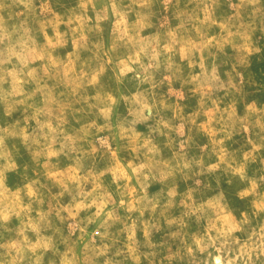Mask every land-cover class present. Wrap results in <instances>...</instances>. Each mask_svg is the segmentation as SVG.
Instances as JSON below:
<instances>
[{
	"label": "rangeland",
	"instance_id": "1",
	"mask_svg": "<svg viewBox=\"0 0 264 264\" xmlns=\"http://www.w3.org/2000/svg\"><path fill=\"white\" fill-rule=\"evenodd\" d=\"M0 264H264V0H0Z\"/></svg>",
	"mask_w": 264,
	"mask_h": 264
},
{
	"label": "bare ground",
	"instance_id": "2",
	"mask_svg": "<svg viewBox=\"0 0 264 264\" xmlns=\"http://www.w3.org/2000/svg\"><path fill=\"white\" fill-rule=\"evenodd\" d=\"M215 260H217V259H215Z\"/></svg>",
	"mask_w": 264,
	"mask_h": 264
}]
</instances>
